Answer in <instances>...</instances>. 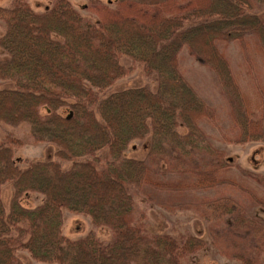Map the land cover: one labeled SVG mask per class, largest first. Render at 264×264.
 <instances>
[{
	"label": "trees",
	"instance_id": "1",
	"mask_svg": "<svg viewBox=\"0 0 264 264\" xmlns=\"http://www.w3.org/2000/svg\"><path fill=\"white\" fill-rule=\"evenodd\" d=\"M83 9L90 16L66 0H56L40 14L27 0L0 8L7 27L0 48L8 56L0 62V79L12 85L0 87V121L27 123L34 142L53 144L57 159L71 163L66 171L51 160L21 171L11 147L0 143V180L13 182L16 191L9 213L0 201V264H24L19 251L56 264H182L198 241L148 235L130 189L148 183L154 167L194 174L196 189L228 183L217 177L230 159L207 143L201 146L205 134L199 123L213 120L215 113L179 71L183 48L218 79L229 105L233 142L264 143V88L254 80L252 93L242 90L216 46L235 41L246 50L251 36L264 64V0H88ZM122 57L139 64L147 76L155 74L157 91L142 87L100 98L98 91L132 69L121 65ZM147 135L149 163L124 156L132 141ZM203 148L210 160H199L194 169L184 166L185 160L194 163L195 152ZM246 176L264 187L262 176ZM29 192L43 194L45 201L25 208L19 197ZM212 204L216 211L221 207ZM63 208L86 213L95 225L112 230L115 239H67L61 230ZM234 210H222L219 217ZM232 217L226 227L234 234L243 217ZM244 225L242 233L255 251L237 258L253 264L261 255L257 245L264 246V227L255 221Z\"/></svg>",
	"mask_w": 264,
	"mask_h": 264
},
{
	"label": "rangeland",
	"instance_id": "2",
	"mask_svg": "<svg viewBox=\"0 0 264 264\" xmlns=\"http://www.w3.org/2000/svg\"><path fill=\"white\" fill-rule=\"evenodd\" d=\"M56 0H27L31 10L43 13L51 9ZM70 6L83 16H90L83 9L88 0H66ZM107 2L109 0H102ZM112 1V0H111ZM13 0H0V8L9 9ZM6 24L0 18V37L6 32ZM248 45L243 50L238 42H217L218 50L227 59L231 71L242 90L252 93L254 80L264 88V64L253 50L254 39L246 37ZM8 58L0 48V62ZM120 63L125 69L132 67L123 78L118 79L109 88L98 91L99 97L135 88H147L157 91L155 74L147 76L142 67L122 57ZM252 65V67L250 66ZM178 67L183 78L194 89L196 94L212 110L215 118L199 123L205 134L204 143L209 144L213 151L221 152L224 158L230 159L229 166L218 172V179L228 183L216 188H193L197 179L192 173H179L173 170L161 171L153 168L148 175V183L140 188H131L136 217L140 218L145 232L150 236L162 235L171 238H192L197 240L196 247L191 249L182 264H247L237 258L245 250L255 251L248 240V234L243 231L251 221L264 227V187L258 185L246 174L259 175L264 178V143L249 142L238 144L233 142L235 134L229 118V105L223 94L218 79L212 71L199 65L183 48L178 56ZM12 86L0 79V87ZM183 132V130H180ZM150 135L144 139L132 141L126 148L124 156L149 163ZM11 147V157L17 169L24 171L31 163L51 160L59 163L61 170L66 171L71 163L60 162L55 153L56 146L48 142H34L27 123L8 124L0 121V143ZM104 156V152L99 153ZM196 155V161L190 164L185 160L184 166L194 169L200 160H210L207 149H201ZM208 155V156H207ZM213 157V156H211ZM200 163V162H199ZM183 167V165H182ZM186 168V169H187ZM157 171V172H155ZM16 191L13 182L0 180V201L5 213H9L10 202ZM20 203L28 209L35 208L45 201V196L37 192H29L19 197ZM212 201L219 204V210H214ZM234 206L233 215H241L243 222L239 229L228 232L227 225L232 222L233 215H219ZM224 210V211H222ZM232 217V218H231ZM226 223V224H225ZM225 229V230H224ZM62 234L75 241L93 235L102 243H111L115 239L114 232L102 225H95L86 213L71 212L62 209ZM260 257L253 264H264V246L258 244ZM19 259L24 264H56L44 263L33 259L27 252L19 251Z\"/></svg>",
	"mask_w": 264,
	"mask_h": 264
}]
</instances>
